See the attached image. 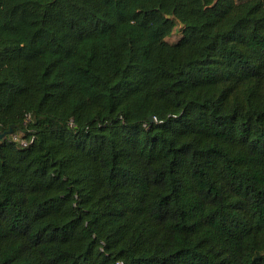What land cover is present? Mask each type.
<instances>
[{"label": "trees", "instance_id": "obj_1", "mask_svg": "<svg viewBox=\"0 0 264 264\" xmlns=\"http://www.w3.org/2000/svg\"><path fill=\"white\" fill-rule=\"evenodd\" d=\"M0 134V264H264V0H0Z\"/></svg>", "mask_w": 264, "mask_h": 264}, {"label": "rangeland", "instance_id": "obj_2", "mask_svg": "<svg viewBox=\"0 0 264 264\" xmlns=\"http://www.w3.org/2000/svg\"><path fill=\"white\" fill-rule=\"evenodd\" d=\"M181 36H182V33L180 32V29L177 28V29L174 31L173 35L170 36L167 40H168L169 42H171V43H175V42H177V41L180 39ZM14 137H15V136H14Z\"/></svg>", "mask_w": 264, "mask_h": 264}, {"label": "built area", "instance_id": "obj_3", "mask_svg": "<svg viewBox=\"0 0 264 264\" xmlns=\"http://www.w3.org/2000/svg\"><path fill=\"white\" fill-rule=\"evenodd\" d=\"M15 139L18 140V141H20V143H21L22 146L28 145V142L27 141H25L23 139H20V137H18V136H15Z\"/></svg>", "mask_w": 264, "mask_h": 264}, {"label": "water", "instance_id": "obj_4", "mask_svg": "<svg viewBox=\"0 0 264 264\" xmlns=\"http://www.w3.org/2000/svg\"><path fill=\"white\" fill-rule=\"evenodd\" d=\"M182 26H183V24H182ZM149 120L152 122V121H153V118L150 117ZM4 135H5V134H0V139H2V138L4 137Z\"/></svg>", "mask_w": 264, "mask_h": 264}]
</instances>
